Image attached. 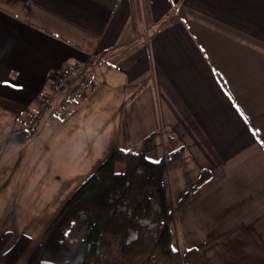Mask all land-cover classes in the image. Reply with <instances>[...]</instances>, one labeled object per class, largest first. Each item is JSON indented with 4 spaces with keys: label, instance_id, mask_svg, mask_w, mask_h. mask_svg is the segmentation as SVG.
Here are the masks:
<instances>
[{
    "label": "crops",
    "instance_id": "1",
    "mask_svg": "<svg viewBox=\"0 0 264 264\" xmlns=\"http://www.w3.org/2000/svg\"><path fill=\"white\" fill-rule=\"evenodd\" d=\"M147 2L149 20L130 0H0V132L36 135L47 152L71 145L74 161L94 144L90 170L152 134V160L183 147L169 203L209 177L178 212L177 246L198 250L192 264H264V0ZM79 67L88 75L71 86L92 84L71 103L50 75ZM76 181L41 212L54 219Z\"/></svg>",
    "mask_w": 264,
    "mask_h": 264
},
{
    "label": "trees",
    "instance_id": "2",
    "mask_svg": "<svg viewBox=\"0 0 264 264\" xmlns=\"http://www.w3.org/2000/svg\"><path fill=\"white\" fill-rule=\"evenodd\" d=\"M130 1L134 17L149 20L147 0ZM154 137L145 138L138 148L115 149L67 200L26 264H52L41 260V254L59 252L68 254L65 264H192L199 252L177 246V216L209 173L203 172L172 206L164 178L185 150L158 161L148 159L146 150ZM120 161L127 163L125 172L115 169ZM31 241L26 234L0 232V261L16 264Z\"/></svg>",
    "mask_w": 264,
    "mask_h": 264
},
{
    "label": "rangeland",
    "instance_id": "3",
    "mask_svg": "<svg viewBox=\"0 0 264 264\" xmlns=\"http://www.w3.org/2000/svg\"><path fill=\"white\" fill-rule=\"evenodd\" d=\"M85 71L86 68L77 75H88ZM3 115L0 111V129L4 130L10 120H5ZM15 138L7 130L0 132V227H11L14 237L23 232L31 237L29 247L16 263L26 264L53 219L41 212V206L48 207L47 205L51 204V198H54L53 195L66 183V179L76 177L75 183H80V178L86 179L87 175L79 171H90L88 175H91L103 160L90 170V165L95 159L94 144L90 156L84 155L82 159L74 161L71 145L58 146L57 150L47 152L42 149L36 135L28 137L25 143H18ZM126 167L127 163L120 161L116 163L115 169L117 172H125ZM81 183L77 184L78 187ZM27 194H32L34 198L27 200ZM54 204L53 201L50 208H53ZM109 238L118 239L114 236ZM40 258L52 264H65L68 254L42 253Z\"/></svg>",
    "mask_w": 264,
    "mask_h": 264
},
{
    "label": "built area",
    "instance_id": "4",
    "mask_svg": "<svg viewBox=\"0 0 264 264\" xmlns=\"http://www.w3.org/2000/svg\"><path fill=\"white\" fill-rule=\"evenodd\" d=\"M79 70V71H78ZM83 70V69H82ZM80 67L76 71L68 70L64 71H54L51 73V78L55 87L57 88H64L69 87L70 90L68 92L67 101L71 103H78L82 99L85 98V85L92 84V79L90 77H86L85 80L78 85L71 86V80L77 77L78 72H80ZM76 72V73H75ZM71 77V78H70ZM85 84V85H84Z\"/></svg>",
    "mask_w": 264,
    "mask_h": 264
}]
</instances>
